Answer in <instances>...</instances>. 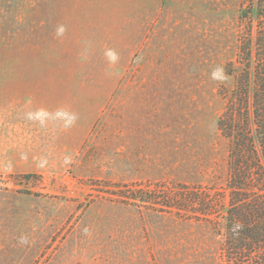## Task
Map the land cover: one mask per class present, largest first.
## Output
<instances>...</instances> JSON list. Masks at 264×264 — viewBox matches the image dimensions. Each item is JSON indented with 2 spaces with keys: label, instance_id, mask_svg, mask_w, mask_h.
<instances>
[{
  "label": "rangeland",
  "instance_id": "1",
  "mask_svg": "<svg viewBox=\"0 0 264 264\" xmlns=\"http://www.w3.org/2000/svg\"><path fill=\"white\" fill-rule=\"evenodd\" d=\"M242 5L0 0V264H227ZM139 188L219 200L120 196Z\"/></svg>",
  "mask_w": 264,
  "mask_h": 264
},
{
  "label": "trees",
  "instance_id": "2",
  "mask_svg": "<svg viewBox=\"0 0 264 264\" xmlns=\"http://www.w3.org/2000/svg\"><path fill=\"white\" fill-rule=\"evenodd\" d=\"M239 19L236 84L219 119L229 140L224 251L227 264H264V0H243ZM120 196L150 207L181 210L197 204L205 215L216 207L209 203L219 200L142 188Z\"/></svg>",
  "mask_w": 264,
  "mask_h": 264
},
{
  "label": "clouds",
  "instance_id": "3",
  "mask_svg": "<svg viewBox=\"0 0 264 264\" xmlns=\"http://www.w3.org/2000/svg\"><path fill=\"white\" fill-rule=\"evenodd\" d=\"M111 59L115 60L116 56L114 54H110ZM212 79H223V68L217 67L216 69L213 70L212 72ZM31 118V115L29 116ZM67 162V161H66Z\"/></svg>",
  "mask_w": 264,
  "mask_h": 264
}]
</instances>
